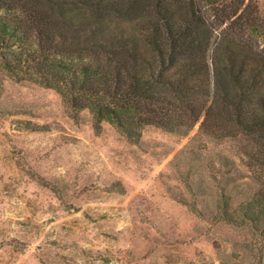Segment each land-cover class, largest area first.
I'll return each instance as SVG.
<instances>
[{
	"label": "rangeland",
	"instance_id": "374dc122",
	"mask_svg": "<svg viewBox=\"0 0 264 264\" xmlns=\"http://www.w3.org/2000/svg\"><path fill=\"white\" fill-rule=\"evenodd\" d=\"M250 38L264 51L263 31ZM198 130L97 133L88 111L74 118L56 91L0 69V264H264V233L215 218L217 192L237 205L258 188L246 144Z\"/></svg>",
	"mask_w": 264,
	"mask_h": 264
},
{
	"label": "trees",
	"instance_id": "16d2710c",
	"mask_svg": "<svg viewBox=\"0 0 264 264\" xmlns=\"http://www.w3.org/2000/svg\"><path fill=\"white\" fill-rule=\"evenodd\" d=\"M259 28L253 0H0V69L56 91L74 118L88 111L97 133L108 123L138 144L147 127H198L195 140L245 142L258 188L237 205L217 192L215 218L264 233ZM218 157L235 174V156Z\"/></svg>",
	"mask_w": 264,
	"mask_h": 264
}]
</instances>
